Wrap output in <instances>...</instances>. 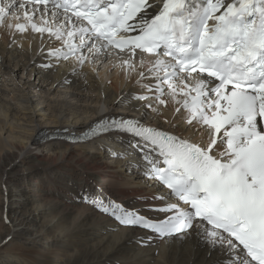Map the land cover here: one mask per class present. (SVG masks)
<instances>
[{
  "label": "snow or ice",
  "instance_id": "snow-or-ice-1",
  "mask_svg": "<svg viewBox=\"0 0 264 264\" xmlns=\"http://www.w3.org/2000/svg\"><path fill=\"white\" fill-rule=\"evenodd\" d=\"M11 15L27 23L9 29L62 41L49 55L81 66L115 55L136 71L138 52L154 57L139 59L135 81L152 96L133 99L167 106V96L186 126L203 129L192 142L113 120L151 146L146 174L168 192L152 197L164 201L160 219L114 202H96L99 211L158 238L195 233L223 264H264V0H0V25Z\"/></svg>",
  "mask_w": 264,
  "mask_h": 264
},
{
  "label": "bare ground",
  "instance_id": "bare-ground-1",
  "mask_svg": "<svg viewBox=\"0 0 264 264\" xmlns=\"http://www.w3.org/2000/svg\"><path fill=\"white\" fill-rule=\"evenodd\" d=\"M16 23L27 22L8 17L0 25V264H223L220 250L210 251L195 233L159 239L99 211L96 202H114L163 218L157 209L164 201L152 197L167 193L145 177L133 139L111 133L79 144L40 140L45 130L76 133L113 116L204 142L203 129L186 126L187 113L175 112L179 105L167 96V106L133 99L152 96L135 81L139 59L154 58L138 53L136 71L114 55L81 66L49 55L62 41L9 29Z\"/></svg>",
  "mask_w": 264,
  "mask_h": 264
},
{
  "label": "rangeland",
  "instance_id": "rangeland-1",
  "mask_svg": "<svg viewBox=\"0 0 264 264\" xmlns=\"http://www.w3.org/2000/svg\"><path fill=\"white\" fill-rule=\"evenodd\" d=\"M95 73H97V72L95 71ZM94 75L97 77L98 74H94ZM66 84H67V83H66ZM67 85H68V84H67ZM53 141H54V140H53ZM116 264H117V262H116Z\"/></svg>",
  "mask_w": 264,
  "mask_h": 264
}]
</instances>
